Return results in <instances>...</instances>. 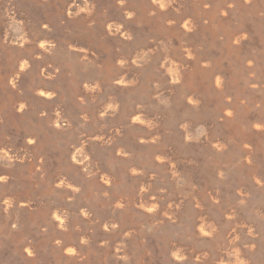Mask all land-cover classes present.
<instances>
[{
    "label": "rangeland",
    "instance_id": "rangeland-1",
    "mask_svg": "<svg viewBox=\"0 0 264 264\" xmlns=\"http://www.w3.org/2000/svg\"><path fill=\"white\" fill-rule=\"evenodd\" d=\"M164 3L120 13L129 60H86L90 87L55 66L24 84L0 63V264H221L222 250L264 264V0ZM117 10L89 0L87 32ZM103 35L110 52L122 45Z\"/></svg>",
    "mask_w": 264,
    "mask_h": 264
},
{
    "label": "bare ground",
    "instance_id": "bare-ground-1",
    "mask_svg": "<svg viewBox=\"0 0 264 264\" xmlns=\"http://www.w3.org/2000/svg\"><path fill=\"white\" fill-rule=\"evenodd\" d=\"M112 1L117 3V12L119 16L107 12L104 17L97 21L95 32L88 33L87 28L91 25L90 23L93 20H90L91 17L88 15V12L85 11L83 13V10L87 8L89 0H0V48H3L0 52V63L11 71L14 70L16 66H19L24 72L20 82L24 84L33 82L35 73L40 72L42 74H49L51 66H55L70 74L69 82L74 83L76 86L82 83L85 87H90L95 78V70L89 67L86 68V60L87 63L97 58L104 60V57L100 55V53L101 51H106V63L116 59L118 64L124 65L126 63L124 59H127V56H124L121 51L126 50L130 46L134 47L133 44L125 42L129 39L130 29L127 24L121 21L120 15V13L123 12L125 18H130L132 16L134 19V0L125 2L123 0ZM151 2L155 7H165L164 0H151ZM51 18L53 19L51 20ZM13 20H19L21 25L26 26L23 28L22 33L15 34L7 31L9 23ZM60 21L63 23V28L55 35L51 33L48 34L50 28H52L53 25L57 26ZM179 21H181L180 26L185 30H189L196 22L192 17H185L175 20V24ZM38 28L41 29L38 30ZM104 33L113 35L115 44L121 41L122 45H119L120 48L118 50L110 52L111 46H106ZM98 35H101L100 40L98 39ZM51 42L55 46V51L48 59L42 53L50 49ZM108 47H110L109 50L107 49ZM191 50L189 46L184 47L183 51L186 57L191 55ZM33 54L41 55L36 63L31 62ZM29 63H31V66H28ZM44 64L46 66L45 69L43 68ZM111 76L114 77L117 84H124V77L121 80L106 71L108 80H113ZM169 78L170 80L174 78L173 73L169 75ZM11 81L14 82L15 80L11 79ZM215 83H220L219 76L215 77ZM35 84L41 88L40 93L42 94H44V92H46L45 94L48 93L42 89L45 88L44 86H47L46 89L48 90L52 88L50 83L44 84L42 82H36ZM190 100H193V98L191 97ZM106 113L107 112H104V114ZM140 119L141 117L137 114L136 116L130 117V122L132 123L130 131L134 130V124H138ZM220 146V143L215 144L216 148ZM158 159H161V156H158ZM73 161L79 164L80 162L78 161H80V158L73 155ZM169 165L173 167L171 163H169ZM102 178L105 181L107 179L106 176H102ZM58 183V185H62L61 180ZM152 208L153 207H149L148 210L151 211ZM229 211L231 210H228V212ZM58 222L59 225H61L60 219H58ZM205 225L206 224L203 223L197 225L196 233L199 236H205L207 231ZM232 234V232H228L227 236L231 237ZM231 238L229 241H231ZM69 249L67 250L69 251ZM200 253L201 252L198 251H192L188 257H199ZM173 257L179 259V256L176 254H174ZM219 260L221 264H240L238 255L229 259L226 252L223 250L220 252Z\"/></svg>",
    "mask_w": 264,
    "mask_h": 264
},
{
    "label": "clouds",
    "instance_id": "clouds-1",
    "mask_svg": "<svg viewBox=\"0 0 264 264\" xmlns=\"http://www.w3.org/2000/svg\"><path fill=\"white\" fill-rule=\"evenodd\" d=\"M163 6V5H162ZM135 119V118H134ZM0 179H3V177H0ZM69 251H71V249H69Z\"/></svg>",
    "mask_w": 264,
    "mask_h": 264
}]
</instances>
